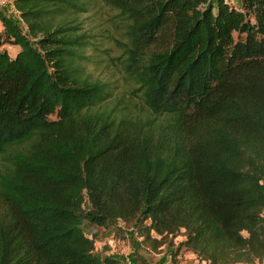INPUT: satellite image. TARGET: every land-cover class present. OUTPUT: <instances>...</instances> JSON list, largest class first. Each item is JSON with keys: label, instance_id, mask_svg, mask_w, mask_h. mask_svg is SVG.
I'll use <instances>...</instances> for the list:
<instances>
[{"label": "trees", "instance_id": "obj_1", "mask_svg": "<svg viewBox=\"0 0 264 264\" xmlns=\"http://www.w3.org/2000/svg\"><path fill=\"white\" fill-rule=\"evenodd\" d=\"M103 1L145 116L87 68L90 0L0 4L19 45L0 48V264H119L96 250L115 219L205 264L262 261L264 0Z\"/></svg>", "mask_w": 264, "mask_h": 264}, {"label": "rangeland", "instance_id": "obj_2", "mask_svg": "<svg viewBox=\"0 0 264 264\" xmlns=\"http://www.w3.org/2000/svg\"><path fill=\"white\" fill-rule=\"evenodd\" d=\"M91 9L79 16L80 26L86 30L90 45L86 52L89 55L87 68L93 79L106 81L110 89L109 104L117 101V108L129 110L134 115L145 116L148 111L143 106L140 92L135 90L136 83L127 73L123 61L126 57L125 46L128 42L125 32V20L118 10L103 0H90ZM239 6L238 0H230ZM1 5L11 12L14 18L19 19L12 0H3ZM19 45L3 43L0 48H6L13 54ZM109 106V105H108ZM2 160L0 159V167ZM87 200L84 207H88ZM85 231L91 228L84 224ZM99 233L104 240L96 242V250L102 255H115L119 264H201L195 255L181 248L178 254H174L183 234H174L167 237V241L151 248L141 240V237L132 232L121 220L115 219L109 222L105 229L99 228ZM240 264V263H239ZM251 264H264L255 261Z\"/></svg>", "mask_w": 264, "mask_h": 264}, {"label": "crops", "instance_id": "obj_3", "mask_svg": "<svg viewBox=\"0 0 264 264\" xmlns=\"http://www.w3.org/2000/svg\"><path fill=\"white\" fill-rule=\"evenodd\" d=\"M262 262H264V258H263ZM201 264H205V263L201 262ZM240 264H249V263H240Z\"/></svg>", "mask_w": 264, "mask_h": 264}, {"label": "built area", "instance_id": "obj_4", "mask_svg": "<svg viewBox=\"0 0 264 264\" xmlns=\"http://www.w3.org/2000/svg\"><path fill=\"white\" fill-rule=\"evenodd\" d=\"M3 2V0H0V4Z\"/></svg>", "mask_w": 264, "mask_h": 264}]
</instances>
